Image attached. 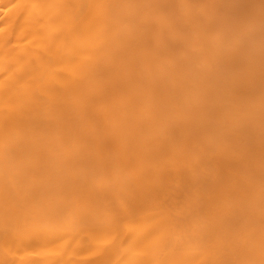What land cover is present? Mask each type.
<instances>
[{
  "label": "bare ground",
  "instance_id": "bare-ground-1",
  "mask_svg": "<svg viewBox=\"0 0 264 264\" xmlns=\"http://www.w3.org/2000/svg\"><path fill=\"white\" fill-rule=\"evenodd\" d=\"M0 264H264V0H0Z\"/></svg>",
  "mask_w": 264,
  "mask_h": 264
}]
</instances>
